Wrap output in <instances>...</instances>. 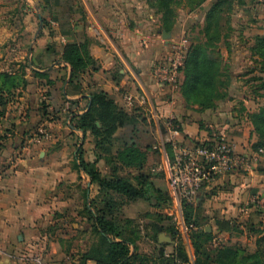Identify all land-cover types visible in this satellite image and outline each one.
Masks as SVG:
<instances>
[{
	"label": "crops",
	"instance_id": "0c3cea01",
	"mask_svg": "<svg viewBox=\"0 0 264 264\" xmlns=\"http://www.w3.org/2000/svg\"><path fill=\"white\" fill-rule=\"evenodd\" d=\"M137 1L84 0L83 19L74 14L68 21L55 22V37L38 39L26 51L28 30L24 28L16 48L0 49V73L17 78L20 67L27 65L22 76L26 84L17 79L12 96H0V102H5V107L0 104V264H75L97 243L85 218L97 188L77 168L83 135L70 126L71 116L88 110L89 93L102 90L126 112L150 117L138 103V95L147 92L162 120L170 115L176 118L174 137L183 143L213 140L210 129L223 126L209 113L182 110L176 97L165 96L167 87L152 78V65L169 48L162 32L158 36L154 29L145 31L147 22L135 21ZM7 23L0 40L11 34ZM84 40L89 41V53L99 70L82 74L81 88L74 91L69 86L71 67L62 61V50L67 43ZM33 71L48 72L51 84L43 85ZM38 127L44 128L45 135L34 136ZM217 131L235 142L242 163L206 185L201 198L223 194L229 211L238 202L264 197V158L258 157L254 165L250 161L256 155L252 130ZM84 150L85 160H91L88 139ZM248 161L251 168L245 166ZM166 245L174 247L173 241Z\"/></svg>",
	"mask_w": 264,
	"mask_h": 264
},
{
	"label": "rangeland",
	"instance_id": "374dc122",
	"mask_svg": "<svg viewBox=\"0 0 264 264\" xmlns=\"http://www.w3.org/2000/svg\"><path fill=\"white\" fill-rule=\"evenodd\" d=\"M83 1L0 0V32L3 28L7 29V21L11 32L0 40V49L16 48L19 38L23 37L21 31L24 28L28 30V40L24 43L26 51L38 39L55 37V22L68 21L74 14L83 19ZM217 5L221 9L220 13L213 12L209 18L211 9ZM135 6V21L139 19L143 21L142 24L146 21L145 31L154 29L158 36L162 31L169 34L162 38L167 41L168 48L183 39L186 40L187 47L191 48L207 44L206 54L218 71L215 92L208 87L204 91L211 106L199 109L197 104L190 102L182 94V72L179 84L174 88L167 87L166 90L169 91L165 96L176 97L182 110L209 113L215 120L221 121L223 126H213L210 129L213 130V139L223 134L234 144L236 154L235 142L217 130H253V116L264 107V0H139ZM131 25L135 27L134 23ZM64 43L61 40L60 44ZM197 56L199 58L200 54ZM217 92L220 93V98H214ZM136 116L135 129L131 130V127L126 126L122 130H116L109 143L104 142L96 147V139L89 133L82 140V158L93 164L102 176L109 174L108 161L124 144L134 143L142 150L148 149L147 160L140 170L121 168L119 176H149V169L159 161L158 152L152 150L157 139V126L150 117L143 114ZM253 135L252 145L257 141L256 134ZM87 139L89 145H92L89 153L91 160L84 158ZM255 153L250 158L253 165L258 157L264 158V144ZM238 158L241 159L239 156ZM248 163L249 161L246 168H251ZM149 177L154 184L166 191L165 181L161 177ZM200 192L193 206L189 205L195 212L193 221L189 222L194 229H188L186 233L174 221L175 212L169 199L163 203L155 198L129 201L126 197L114 194V205L108 218L124 232V237L135 239V252L142 257L143 264H164L162 260L170 256L174 247H168L164 241L159 243L158 235L163 234L172 241L174 233V241L182 242L189 255L190 261L187 264H194L191 238L207 227L210 231L206 233L211 235L202 239V246L211 264L228 263L233 254L243 258L262 250L259 240L264 233V197H253L247 203L238 202L228 211V207H225V195L216 196L211 193L206 200L201 198ZM76 244L80 246V243ZM160 251L163 252V257L160 256Z\"/></svg>",
	"mask_w": 264,
	"mask_h": 264
},
{
	"label": "trees",
	"instance_id": "16d2710c",
	"mask_svg": "<svg viewBox=\"0 0 264 264\" xmlns=\"http://www.w3.org/2000/svg\"><path fill=\"white\" fill-rule=\"evenodd\" d=\"M220 11L218 5L217 7L214 6L209 13V18L213 12L219 14ZM166 31L168 32V29ZM262 43L264 44V40H262ZM206 47L207 44L204 47L195 46L191 48L190 46L186 54L185 66L182 69V73H184L182 94L190 102L197 104L199 109L211 106L210 99L205 97L204 91L208 87L215 92L218 83L217 67L207 56ZM198 54H200L199 58ZM61 59L71 67L69 86H72L74 91H79L81 88L82 74L87 73V71L96 72L99 70L98 62L89 53L88 40L75 44H65ZM24 68H27L26 64L20 67L21 71L17 78L11 74L0 73V96L4 93L6 98L9 99L12 96V91L17 86V79L19 83L26 84V81L22 78ZM32 74L34 78L43 80V85L48 86L51 84L48 72L33 71ZM44 95H47V92ZM89 96L90 105L88 110L70 118L71 128L79 130L83 135V140L89 133L96 139V147H100L104 142L109 143L116 130H122L126 126L131 127V130L135 129L138 116L126 112L115 104L109 94L97 90L89 93ZM220 97L219 92H217V96H214V98ZM0 104L5 107V102H0ZM44 110L45 104L41 102L42 114H44ZM252 124V133L257 136V141L252 145V148L257 151L264 144V107L253 116ZM81 152L82 150L79 148L76 155L77 168L89 178L91 184L97 187L96 197L91 199L88 206H86L85 218L87 223L91 225L92 232L97 235L98 241L86 253L80 255L78 262L75 264H86L87 260H93L95 264H143L144 260L135 252V239L124 237V232L108 216L111 215L113 209L112 196L114 194L126 197L129 201L138 198L145 200L155 198L156 201L163 203L169 199L165 189L158 187L150 179L149 176L152 174L137 177L118 175L121 168L143 169L146 164L148 149L142 150L134 143L119 147L108 161L109 174L107 176H102L93 164L85 162ZM154 176L161 177L164 180L160 174ZM194 215L195 212L191 207L185 204L184 218L187 225H190L189 222L193 221ZM174 234L171 237L174 243L173 252L166 259H163L161 258L163 257L161 250L160 258L163 259L164 264H187L190 261L189 255L186 253L182 242L174 241ZM210 235L211 233H206L203 230L197 232L191 238L190 245L194 250V264H211L202 246V239L209 238ZM259 242L262 248L260 252L243 258L233 254L228 263L221 262V264H264V233ZM160 245L162 246V244ZM129 246L133 247L132 252H130ZM202 256L205 257L202 258Z\"/></svg>",
	"mask_w": 264,
	"mask_h": 264
},
{
	"label": "built area",
	"instance_id": "2783aa9c",
	"mask_svg": "<svg viewBox=\"0 0 264 264\" xmlns=\"http://www.w3.org/2000/svg\"><path fill=\"white\" fill-rule=\"evenodd\" d=\"M188 48L185 39L170 45L167 53L152 65L151 76L157 84L172 88L179 84ZM131 99L129 97V101ZM138 103L148 110L158 130L152 150L158 152L159 161L149 172L163 176L166 192L175 212L174 221L186 233L188 229H194V226L185 222L184 205L193 206L199 192L206 185L228 174L242 163V159L235 154L234 144L223 134L215 136L213 140L195 144L176 140L174 130L177 129V120L173 115L162 120L145 91L138 95ZM36 130L35 137L45 135L43 127Z\"/></svg>",
	"mask_w": 264,
	"mask_h": 264
},
{
	"label": "water",
	"instance_id": "95a60500",
	"mask_svg": "<svg viewBox=\"0 0 264 264\" xmlns=\"http://www.w3.org/2000/svg\"><path fill=\"white\" fill-rule=\"evenodd\" d=\"M165 35H169L168 33H166L165 31H162V38H165L164 36ZM210 231V228L209 227H207V228H205V232H209ZM167 242V243H171V240L168 238V237H166V236H164L163 234H159L158 235V242L159 243H162V242Z\"/></svg>",
	"mask_w": 264,
	"mask_h": 264
}]
</instances>
